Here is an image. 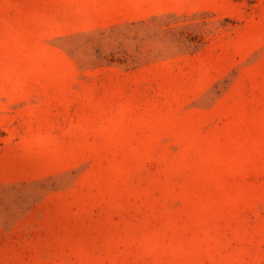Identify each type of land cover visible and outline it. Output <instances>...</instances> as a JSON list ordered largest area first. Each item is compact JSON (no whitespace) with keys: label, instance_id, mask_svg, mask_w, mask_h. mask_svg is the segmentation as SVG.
<instances>
[{"label":"rangeland","instance_id":"obj_1","mask_svg":"<svg viewBox=\"0 0 264 264\" xmlns=\"http://www.w3.org/2000/svg\"><path fill=\"white\" fill-rule=\"evenodd\" d=\"M0 264H264V0H0Z\"/></svg>","mask_w":264,"mask_h":264}]
</instances>
